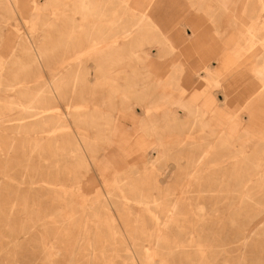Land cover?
<instances>
[{
    "label": "rangeland",
    "instance_id": "obj_1",
    "mask_svg": "<svg viewBox=\"0 0 264 264\" xmlns=\"http://www.w3.org/2000/svg\"><path fill=\"white\" fill-rule=\"evenodd\" d=\"M95 1L108 17L77 0H0V264H264V80L248 70L258 57L264 65V0L226 10L241 62L226 98L197 75L217 57L150 55L156 42L144 22L154 0ZM187 1L210 17L225 13L220 0ZM89 34L108 35L116 49L88 47ZM21 38L43 51L35 66ZM248 83L260 86L262 121L244 124L247 100L237 93ZM212 92L210 111L186 107L184 124L159 98L202 107ZM145 116L157 122L147 138H159L156 152L135 142Z\"/></svg>",
    "mask_w": 264,
    "mask_h": 264
},
{
    "label": "crops",
    "instance_id": "obj_2",
    "mask_svg": "<svg viewBox=\"0 0 264 264\" xmlns=\"http://www.w3.org/2000/svg\"><path fill=\"white\" fill-rule=\"evenodd\" d=\"M9 3V0H5ZM224 1V2H223ZM47 2H50V0H47ZM192 2V1H191ZM223 2V3H222ZM89 3L96 5L99 8H103L101 5H97L95 0H77V8H87ZM222 3V4H220ZM220 3L218 7L220 10H225L224 15L217 17L213 16L210 17V14H214V12L208 11L205 13H202L200 10H198L199 7H193L192 4L189 3L187 0H154L151 6L148 9L147 16L145 18V24L147 25L146 30L152 32L151 41L156 42V44H152L150 46V55L151 56H213L217 57V64H204L200 67V69L197 72V75L200 80H204L206 82L207 87L213 88V90L220 88H223V96L226 98L227 94L231 89L236 88L235 85L236 78H234V72L238 69L239 65H241V62L237 56L239 54H234L231 52V48L234 46L232 40V34H233V22L232 18L227 14L226 10L229 8L230 5H232V0H220ZM204 4V3H200ZM32 8H37L38 3L36 0H32L31 4ZM212 10L218 9L216 6H212ZM105 12H102L104 15H98L96 17H108L109 12L107 9H104ZM200 11V12H198ZM222 12V11H220ZM84 16H88V12H85L84 14L81 13ZM88 14V15H87ZM209 14V15H208ZM228 15V16H227ZM148 18V19H147ZM140 23V22H139ZM249 25V24H248ZM248 29V27H247ZM83 31L89 32V28L87 29H81ZM102 29H97V33H100ZM107 30V29H106ZM126 34V33H125ZM129 34V33H127ZM90 37V38H89ZM95 37V38H94ZM92 34L85 37L86 41H97V42H105V43H112L111 46L108 48L109 50L116 49L115 42L116 40H110L111 38L104 34V36H94ZM89 38V39H88ZM246 38V44L245 47L248 49V40L249 36L247 33ZM25 38H21L20 40H24ZM155 39V41L153 40ZM111 41V42H109ZM186 41H193L197 42V47L201 52L197 53H187L186 51L190 50V48H187L186 46L182 45V42ZM169 42V43H168ZM113 46V47H112ZM218 46L220 48H218ZM112 47V48H111ZM171 47L172 50L174 49L172 53H168V51H171L169 48ZM30 50H26L28 52L26 53V56H32L36 60V56L39 57L40 52L43 51L41 49L37 50L34 48V45L30 48ZM233 50V49H232ZM183 51V52H181ZM219 51V52H218ZM32 52V53H31ZM237 53V52H235ZM9 54V53H8ZM7 54V55H8ZM249 57V51L246 53ZM6 55V56H7ZM17 55V54H16ZM35 57H34V56ZM257 56V54H256ZM18 58H20L17 55ZM249 63L251 62L250 58H247ZM35 60L33 66H35ZM249 73L253 76L254 79L260 82V80H264V65L260 63L259 57L256 59L254 64H249ZM164 72V71H162ZM77 77L75 75L72 76V81H74ZM233 79V80H232ZM50 82V80H49ZM252 83V82H251ZM174 87H179L182 90L185 89L182 85L176 83ZM51 88V87H49ZM142 96L140 100L142 102L144 99L148 96L149 91L147 87L142 88L141 90ZM260 86H256L254 84H244L242 89L237 93L238 97L241 101H246V105L243 110V120L244 124L248 123L249 117L252 116L253 118L256 117V119L260 120V112H259V104L258 100L260 98L261 92H260ZM160 100H163L167 102V105L164 112L165 115H172L171 118L177 120V123L184 124L186 116L191 112L192 116L195 114H199L202 112L210 111L205 106L210 105V103L214 102V95L212 94L207 98L208 103H206L204 106L199 107L196 106L190 102H185L181 99L175 100V101H168L169 96L167 94H161L159 96ZM221 104L224 103V100L221 101ZM156 103L152 104L150 106H146L145 110H143V115H147L148 112L156 108ZM186 107L189 109V113L186 110ZM180 110L182 111V114L180 113ZM261 110V109H260ZM169 117V116H168ZM239 119L240 121L242 120ZM226 123V120L223 119ZM262 121V120H260ZM244 124H242V129L244 128ZM140 134L137 140L135 141L137 144H151V148L156 152V150H159L158 147L160 145L159 138H156L153 140H147L152 136H156L157 132V122L152 119V117L149 118V116H145V118H140L138 123ZM123 135V134H121ZM144 148V149H143ZM140 148L144 153L141 154V159L144 157V155L148 154L146 152V148L143 147Z\"/></svg>",
    "mask_w": 264,
    "mask_h": 264
},
{
    "label": "bare ground",
    "instance_id": "obj_3",
    "mask_svg": "<svg viewBox=\"0 0 264 264\" xmlns=\"http://www.w3.org/2000/svg\"><path fill=\"white\" fill-rule=\"evenodd\" d=\"M199 1H200V2L214 1L215 3H217L219 0H199ZM262 1H263V0H262ZM100 9H101V8H100ZM83 14H84V13H83ZM88 14H89V13H88ZM88 14H87V15H88ZM84 30H85V29H84ZM92 30H93V29H92ZM89 32H91V31H89ZM126 33H129V32H126ZM89 35H90V34H89ZM103 36H104V35H103ZM93 37H94V36H93ZM99 37H100V36H99ZM89 38H90V37H89ZM89 38H88V39H89ZM94 38H95V37H94ZM22 43H23V44H22L23 49H24L25 51H26V50H30V51L32 50V49H30L31 47L28 45V43H27L25 40H23ZM112 45H113V44H112ZM108 46H109V45H108ZM110 46H111V44H110ZM110 46H109V47H110ZM112 47H113V46H112ZM112 47H111V48H112ZM26 52H28V51H26ZM31 53H32V52H31ZM30 56H31V55H30ZM33 56H34V55H33ZM34 57H35V56H34ZM252 57H253V56H252ZM36 58H37V56H36ZM38 59H39V58H38ZM33 60H34L33 57L30 58V64L32 63ZM36 61H38V60H36ZM36 61H35V62H36ZM33 62H34V61H33ZM28 63H29V62H28ZM28 63H27V64H23L22 62H19V65H18V67H17V70L19 69L18 71H20V69L25 68V66L27 67V66H28ZM37 63H38V62H37ZM30 64H29V65H30ZM32 64H34V63H32ZM25 69H27V68H25ZM20 72H21V71H20ZM22 73H23V72H22ZM1 77H2V76H1ZM17 82H18V81H17ZM23 82H25V81L23 80ZM23 82H22V83H23ZM11 83H12V82H11ZM13 83H14V82H13ZM13 83H12V84H13ZM22 83L19 84L18 86L22 85ZM27 83H28V82H27ZM25 84H26V83H25ZM25 84H23V86H25ZM47 85H48V84H47ZM55 85H57V84H55ZM9 86L11 87L10 83H9ZM18 86H17V88H18ZM45 86H46V85H45ZM48 86H49V85H48ZM12 87L15 88L14 85H12ZM33 87H34V86H33ZM49 87H51V86H49ZM1 88H2V87H1ZM30 88H31V87H30ZM46 88H47V87H46ZM46 88H45V89H46ZM10 89H11V88H10ZM12 89H13V88H12ZM12 89H11V90H12ZM15 89H16V88H15ZM42 89L44 90V88H42ZM42 89H41V90H42ZM55 89H57V87H56ZM7 90H9V89L7 88ZM27 90H28V89H27ZM39 90H40V89H39ZM46 90H47V89H46ZM46 90H45V91H46ZM48 90H49V89H48ZM50 90H51V89H50ZM57 90H58V89H57ZM2 91H3V90H2ZM36 91H37V90H36ZM45 91H44V92H45ZM51 91H52V90H51ZM55 91H56V90H55ZM12 92H13V91H12ZM18 92H19V91H18ZM23 92H24V91H23ZM25 92H26V91H25ZM27 92H29V90H28ZM38 92H39V91H38ZM38 92H37V94H39ZM44 92H43V93H44ZM32 93H33V92H32ZM35 93H36V92H35ZM40 93H41V92H40ZM49 93H52V92H49ZM26 94H27V93H26ZM29 94H31V92H30ZM37 94H35V96H36ZM45 94H46V93H45ZM53 94H54V92H53ZM23 95H24V94H23ZM18 96H19V95H18ZM24 96H25V95H24ZM31 96H32V95H31ZM31 96L29 97V99L31 98ZM38 96H39V95H38ZM49 96H50V97H53V96H51V94H50ZM36 97H37V96H36ZM36 97H33V98H36ZM43 97H44V96H43ZM43 97H42V98H43ZM27 98H28V96H27ZM33 98H32V99H33ZM42 98H40V100H41ZM53 98H54V97H53ZM9 99H10V98H9ZM36 99H38V98H36ZM36 99H34V100H36ZM47 99H48V97H47ZM26 100H27V99H26ZM34 100H33V101H34ZM30 101H31V99H30ZM33 101H32V102H33ZM43 102H45V101H43ZM11 103L15 104V102H13V101H12ZM35 104H36V102H35ZM41 104H42V103H41ZM30 105H31V103H30ZM30 105H27V109L29 108V109L32 110L33 108H32V106H30ZM28 106H29V107H28ZM35 106H38V105H35ZM30 107H31V108H30ZM33 107H34V105H33ZM22 108H23V107H22ZM27 109L23 108V111H26ZM29 109H28V110H29ZM34 109H36L35 111L33 110V112H35L34 114L36 115V111L38 112V110H37V108H34ZM28 110H27V111H28ZM31 110H30V111H31ZM234 113H235V112H234ZM41 115H42V114H41ZM41 115H40V116H41ZM225 116H226V115H225ZM35 118H37V117H35ZM49 118H50V117H49ZM51 118H52V117H51ZM58 118H59V117H58ZM227 118H228L229 125H230L231 127H235V121H234V118H232L231 116H227ZM52 119H53V118H52ZM36 120H37V119H36ZM36 120H35V121H36ZM44 120H46V119H44ZM59 120L61 121V119H59ZM249 120H250V119H249ZM44 122H45V121H44ZM44 122H43V123H44ZM51 122H52V121H51ZM57 122H58V121H56L55 123H57ZM37 123H38V122H37ZM40 123H42V122H40ZM40 123H39V124H35V125H39V126H40ZM58 123H60V122H58ZM52 124H53V123H52ZM60 124H61V123H60ZM23 126H24V125H23ZM52 126H53V125H52ZM56 126H57V125H56ZM225 126H226V125H225ZM50 127H51V125H50ZM238 127H239V126H238ZM39 128H40V127H39ZM41 129H42V128H41ZM36 130H37V129H36ZM36 130H35V131H36ZM43 130H44V129H43ZM43 130H42V131H43ZM33 131H34V130H33ZM38 131H39V130H38ZM38 131H37V132H38ZM42 131H41V132H42ZM226 134H227V133H226ZM234 138H235V137H234ZM38 143H39V142H38ZM78 150H79V149H72L71 151H78ZM1 170H2V169H1ZM51 187H52V186H51ZM16 192H18V191H16ZM5 194H6V193H5ZM9 194H10V193H9ZM16 195H17V194H16ZM14 202H15V201H14ZM10 209H11V208H10ZM11 210H12V209H11ZM9 211H10V210H9ZM22 211H23V210H22ZM0 213H1V212H0ZM10 214H11V213H10ZM8 217H9V216H8ZM19 220H20V219H19ZM1 222H2V221H1ZM19 223H20V222H19ZM6 226H7V225H6ZM5 228H6V227H5ZM12 229H13V228H12ZM18 229H19V228H18ZM20 232H21V231H20ZM152 253H154V252H152ZM146 254H147V253H146ZM152 255H153V254H152ZM147 257H148V256H147ZM150 257H151V256H150V254H149V258H150ZM148 260H149V259L147 258V262H148Z\"/></svg>",
    "mask_w": 264,
    "mask_h": 264
}]
</instances>
